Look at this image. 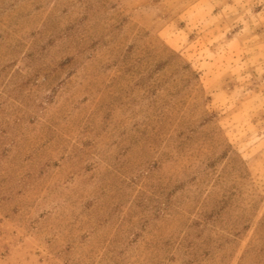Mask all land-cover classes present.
I'll list each match as a JSON object with an SVG mask.
<instances>
[{
	"label": "rangeland",
	"instance_id": "rangeland-1",
	"mask_svg": "<svg viewBox=\"0 0 264 264\" xmlns=\"http://www.w3.org/2000/svg\"><path fill=\"white\" fill-rule=\"evenodd\" d=\"M0 264H264V0H0Z\"/></svg>",
	"mask_w": 264,
	"mask_h": 264
},
{
	"label": "crops",
	"instance_id": "crops-1",
	"mask_svg": "<svg viewBox=\"0 0 264 264\" xmlns=\"http://www.w3.org/2000/svg\"><path fill=\"white\" fill-rule=\"evenodd\" d=\"M245 29V28H244ZM246 35L245 32L243 31V29H240L239 32H236L234 33L231 37H230V40L233 41V42H236L238 40H241L243 39Z\"/></svg>",
	"mask_w": 264,
	"mask_h": 264
}]
</instances>
